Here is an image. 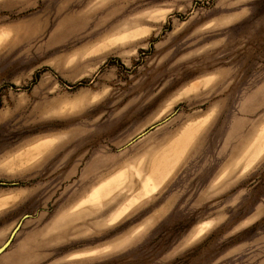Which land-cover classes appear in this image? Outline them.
I'll use <instances>...</instances> for the list:
<instances>
[{
    "label": "rangeland",
    "instance_id": "obj_1",
    "mask_svg": "<svg viewBox=\"0 0 264 264\" xmlns=\"http://www.w3.org/2000/svg\"><path fill=\"white\" fill-rule=\"evenodd\" d=\"M18 224L0 264H264V0H0Z\"/></svg>",
    "mask_w": 264,
    "mask_h": 264
},
{
    "label": "bare ground",
    "instance_id": "obj_2",
    "mask_svg": "<svg viewBox=\"0 0 264 264\" xmlns=\"http://www.w3.org/2000/svg\"><path fill=\"white\" fill-rule=\"evenodd\" d=\"M165 167H166V164L162 160L150 162V164L147 166V170L143 171L142 178H144L146 176V178L149 179V177L151 175V171H153L154 168H157V169L161 168L162 169V168H165ZM161 175H162V171L160 172V175L159 176H161ZM116 187H117V185H116ZM99 194L100 193H95V195H97V196H99ZM110 198H111L110 195H108L106 202L108 200H110ZM133 198L135 199V197H133ZM85 201H87L88 204L90 203L89 204V208L90 207L93 208V205H92V203L89 200H85ZM127 207H129V205H127ZM127 207L124 208L123 210L117 212L116 214H114L110 219H112V220L119 219V217H121L123 215V213L126 211ZM92 211L93 210H91V212Z\"/></svg>",
    "mask_w": 264,
    "mask_h": 264
},
{
    "label": "water",
    "instance_id": "obj_3",
    "mask_svg": "<svg viewBox=\"0 0 264 264\" xmlns=\"http://www.w3.org/2000/svg\"><path fill=\"white\" fill-rule=\"evenodd\" d=\"M19 228V224L11 231L10 235L8 238L5 240V242L0 246V254L11 244L13 237Z\"/></svg>",
    "mask_w": 264,
    "mask_h": 264
}]
</instances>
